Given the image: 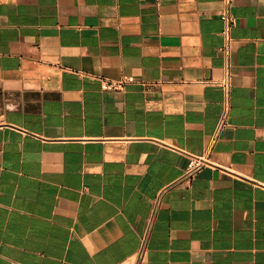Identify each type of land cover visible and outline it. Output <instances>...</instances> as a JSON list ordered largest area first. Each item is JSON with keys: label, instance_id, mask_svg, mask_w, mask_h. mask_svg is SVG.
<instances>
[{"label": "crops", "instance_id": "obj_1", "mask_svg": "<svg viewBox=\"0 0 264 264\" xmlns=\"http://www.w3.org/2000/svg\"><path fill=\"white\" fill-rule=\"evenodd\" d=\"M161 192L140 264H264V0H0V264H137Z\"/></svg>", "mask_w": 264, "mask_h": 264}, {"label": "built area", "instance_id": "obj_2", "mask_svg": "<svg viewBox=\"0 0 264 264\" xmlns=\"http://www.w3.org/2000/svg\"><path fill=\"white\" fill-rule=\"evenodd\" d=\"M224 19L226 21V29L224 31V36H225V40L228 41L229 40L228 30L232 21L229 15L227 14V12H225L224 14ZM221 53L225 60V70H226V75L224 79L221 82H219V85L222 87L225 94L224 110L218 119L214 133L210 136L209 140L207 141L204 153L200 156H191V160L187 170V175L192 174L193 172L199 170L203 166L214 165L210 162V156L214 151L215 144L217 143L220 131L227 125V118L229 115V96H230V88H231L229 72H228L230 49L227 43L225 44V46L221 48ZM162 193L163 192H161L154 200L151 215L148 218L146 228L141 236L140 246L137 252V264L142 263L146 257L148 251L149 236L153 228V224L155 222L158 209L160 208L161 205Z\"/></svg>", "mask_w": 264, "mask_h": 264}]
</instances>
